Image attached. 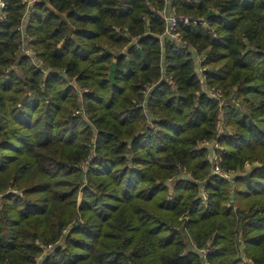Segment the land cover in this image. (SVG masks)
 <instances>
[{"label":"trees","instance_id":"obj_1","mask_svg":"<svg viewBox=\"0 0 264 264\" xmlns=\"http://www.w3.org/2000/svg\"><path fill=\"white\" fill-rule=\"evenodd\" d=\"M3 3L0 264H264V0Z\"/></svg>","mask_w":264,"mask_h":264},{"label":"built area","instance_id":"obj_2","mask_svg":"<svg viewBox=\"0 0 264 264\" xmlns=\"http://www.w3.org/2000/svg\"><path fill=\"white\" fill-rule=\"evenodd\" d=\"M35 1H36V0H26V2H27V4H28V10H29V11H32V9H30V7L33 5V3H35ZM187 1L191 2L192 0H187ZM3 8H4L3 0H0V9L2 10ZM4 18H5V16H4L3 14H1V16H0V20L2 21V20H4ZM169 19H172L171 22L168 21L169 28H172V32H173V31H176V29H177V23H178L181 19L178 18V17H175V16H172V17L169 18ZM182 21L186 22L187 24H189V22H190V20H189L188 18H183ZM26 23H27V21L24 20V21L22 22V24L18 27L17 30H18V31H21V32L23 33V37H24V39L27 40V39L29 38V35L25 34V32H24V30H25V26H26ZM172 36H173L174 38H178L176 33L172 34ZM26 54H29V55L35 56L36 52H34V54H33V53H31L30 51H27ZM211 93L213 94L214 97H219V96H220V94H219L218 92H216V91H212ZM204 145H207V146H208V145H210V144H206V143H205ZM210 146L213 147V151H214V152H213V162H214V166H213V175L221 176V177L227 179L229 182H233L234 174H233L232 172H225V171L221 168V166H220V163H219V159H220V158H219L218 154L215 152V151H216L215 149L218 148L219 145H217V144H213V145H210ZM202 198H203V201H207V200L209 199L208 194H207L206 192H203V193H202Z\"/></svg>","mask_w":264,"mask_h":264},{"label":"rangeland","instance_id":"obj_3","mask_svg":"<svg viewBox=\"0 0 264 264\" xmlns=\"http://www.w3.org/2000/svg\"><path fill=\"white\" fill-rule=\"evenodd\" d=\"M169 3H170V2H169ZM28 12H30V11L28 10ZM170 13H174V11H171ZM168 17H169V16H167L166 18H168ZM167 20H168L169 22H171L172 19H167ZM174 33H176V31H173V32H172V28H169V24H168V27H166V34L172 36V34H174ZM27 51H30L31 53L34 54V51H32L30 48H26V49L24 50L25 53H26ZM35 52H36V51H35ZM197 58H198L199 60H202L203 58H205V56H200V55H198ZM76 114H77V112H76ZM254 165H255V164L249 162L248 167H247V169L244 170V172L248 173L249 171L253 170V168L255 167ZM232 183H233V182H232ZM16 193L19 194V195H23V193L20 192L19 190H17ZM31 198H34V197L31 196ZM181 219H182V218H180V221H181ZM182 220H183V219H182ZM242 257H244V261H245V262H249V263L251 262V259H249V257L246 256L245 253H242ZM43 259H44L43 256H40V259H39L40 262H41Z\"/></svg>","mask_w":264,"mask_h":264}]
</instances>
